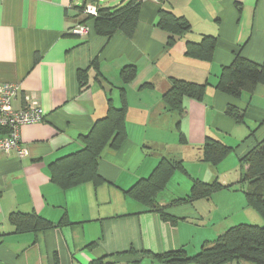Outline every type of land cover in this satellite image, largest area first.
<instances>
[{
  "label": "crops",
  "instance_id": "1",
  "mask_svg": "<svg viewBox=\"0 0 264 264\" xmlns=\"http://www.w3.org/2000/svg\"><path fill=\"white\" fill-rule=\"evenodd\" d=\"M85 1L0 0V82L20 84L16 109L35 98L45 115L21 128L27 154L0 151V264H89L106 255L152 264L154 254L170 250L195 254L247 220V197L237 184L240 156L264 138V85L239 98L215 86L239 52L264 62V0H143L132 38L121 32L108 38L93 28L74 33L86 17L78 11ZM161 10L184 17L190 31L168 44ZM205 35L217 38L213 59L187 55V42ZM129 65L137 74L125 82L121 73ZM173 78L208 83L201 100L185 98L181 117L163 101ZM109 100L127 105V140L120 150L105 149L102 182L62 189L52 179L53 162L84 147L81 136L107 114ZM230 104L245 113L244 121L227 114ZM207 137L235 150L213 166L200 158ZM164 157L184 166L157 196L171 218L128 192ZM195 179L237 185L180 201ZM13 212H35L55 226L16 232Z\"/></svg>",
  "mask_w": 264,
  "mask_h": 264
},
{
  "label": "trees",
  "instance_id": "2",
  "mask_svg": "<svg viewBox=\"0 0 264 264\" xmlns=\"http://www.w3.org/2000/svg\"><path fill=\"white\" fill-rule=\"evenodd\" d=\"M143 0H122L115 6L102 5L101 0H86L78 8L81 14L87 3L97 6V15H86L79 23L87 24L99 35L112 37L117 32L132 38L137 29ZM160 25L169 31L168 44L186 35L191 29L189 22L171 11H160ZM217 38L205 35L200 41H188L186 54L207 61L214 57ZM85 71L80 78L85 79ZM125 82L134 79L137 69L134 65L122 70ZM264 85V62L258 63L237 53L229 66H224L216 84V89L232 97L239 98L245 91L253 92L257 85ZM208 83H196L185 79L173 78L171 86L163 94L166 109L180 117L185 111L186 97L201 100ZM226 112L238 122L244 121L245 113L230 104ZM127 105L116 107L109 100L107 114L98 119L92 129L81 136L84 147L72 154L60 158L52 164V179L62 188L70 189L87 182L99 183L103 177L99 174V162L106 148L120 150L127 140ZM201 149V160L217 166L234 147L207 137ZM243 168L240 189L247 197V205L254 208L264 219V138L256 141L245 154L240 156ZM178 169H184L183 161L164 157L147 178L139 180L128 192L149 208L160 211L164 218L169 217L165 207L159 205L157 196L168 184ZM236 184V185H237ZM235 184H224L215 179L205 182L193 181L190 193L180 201H193L208 198L215 192L230 189ZM178 200V201H179ZM16 232H38L55 224L35 212H13L10 216ZM173 219V218H172ZM264 264V224L241 222L230 226L212 245H204L195 254H189L184 248L170 250L153 255L152 264ZM55 264H59L58 261ZM89 264H123L106 255L94 259Z\"/></svg>",
  "mask_w": 264,
  "mask_h": 264
},
{
  "label": "built area",
  "instance_id": "3",
  "mask_svg": "<svg viewBox=\"0 0 264 264\" xmlns=\"http://www.w3.org/2000/svg\"><path fill=\"white\" fill-rule=\"evenodd\" d=\"M86 15H97V6L87 3L83 11ZM71 30L80 35H87L90 26L76 23ZM21 91V86L14 82H0V151L10 153L18 150L21 155L28 153L21 147V128L24 125L42 122L45 118L37 99L30 100L21 108L14 107V100Z\"/></svg>",
  "mask_w": 264,
  "mask_h": 264
},
{
  "label": "rangeland",
  "instance_id": "4",
  "mask_svg": "<svg viewBox=\"0 0 264 264\" xmlns=\"http://www.w3.org/2000/svg\"><path fill=\"white\" fill-rule=\"evenodd\" d=\"M121 1L122 0H101V4L102 5H108V6H115V5L119 4V3H121ZM251 213H253L254 215L250 216L249 214H251ZM240 214H242L241 211L236 214V217H239ZM257 216H259L258 217L259 220H257ZM239 221L240 220L238 219V222H236V224L241 223ZM246 223H253V224H257V225L258 224L263 225L264 224V219L254 208H252L250 206H247V220H246ZM244 264H247V263H244ZM249 264H253V263H249Z\"/></svg>",
  "mask_w": 264,
  "mask_h": 264
}]
</instances>
